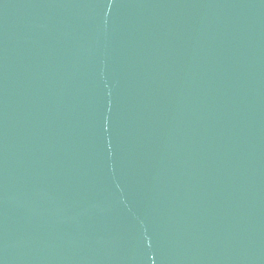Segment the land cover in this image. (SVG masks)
Instances as JSON below:
<instances>
[{
	"label": "water",
	"instance_id": "obj_1",
	"mask_svg": "<svg viewBox=\"0 0 264 264\" xmlns=\"http://www.w3.org/2000/svg\"><path fill=\"white\" fill-rule=\"evenodd\" d=\"M0 264H264V0H0Z\"/></svg>",
	"mask_w": 264,
	"mask_h": 264
}]
</instances>
